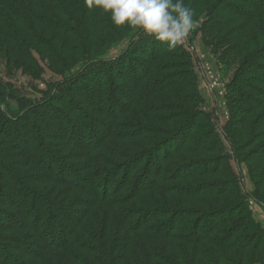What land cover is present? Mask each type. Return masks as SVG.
Masks as SVG:
<instances>
[{
	"label": "trees",
	"instance_id": "obj_1",
	"mask_svg": "<svg viewBox=\"0 0 264 264\" xmlns=\"http://www.w3.org/2000/svg\"><path fill=\"white\" fill-rule=\"evenodd\" d=\"M184 2L169 51L85 0H0V65L46 88L0 73V264H264V0ZM197 39L232 74L224 126Z\"/></svg>",
	"mask_w": 264,
	"mask_h": 264
},
{
	"label": "clouds",
	"instance_id": "obj_2",
	"mask_svg": "<svg viewBox=\"0 0 264 264\" xmlns=\"http://www.w3.org/2000/svg\"><path fill=\"white\" fill-rule=\"evenodd\" d=\"M89 9L111 14L112 22L141 31L175 50L197 26L194 10L184 0H85Z\"/></svg>",
	"mask_w": 264,
	"mask_h": 264
},
{
	"label": "rangeland",
	"instance_id": "obj_3",
	"mask_svg": "<svg viewBox=\"0 0 264 264\" xmlns=\"http://www.w3.org/2000/svg\"><path fill=\"white\" fill-rule=\"evenodd\" d=\"M127 45V42H125L123 45H120L119 47H117L116 49L113 50V53L111 52V54L109 55L110 58H114L118 55V53H120V51L122 49H125ZM195 48L194 53L196 55L197 58V71L199 73V83H200V89L202 94L204 95L205 99H206V104L203 107V109L208 112V113H213L218 116V121H219V125H225V123L229 120L230 118V114L229 111L227 109V92L229 91L230 88H227L229 86L230 83H232V74H228V76L222 75L219 65L216 63V60L214 59V57L212 56V54L210 53L209 49H206L197 39L195 42ZM0 73L3 74L5 76L6 80L12 81L13 83L18 84V86H24V92L28 93V95H30V93L32 92V94L35 97L40 98V91H44L46 88L44 86L43 83L41 82H33V80L31 78H29L28 76H23L21 75V73H17L15 75H10V76H6L5 73V66L4 65H0ZM50 77V75H46L45 76V80H48ZM31 84H36V86L38 87L37 90L38 92H34L33 88H31ZM240 85V84H239ZM212 86L214 88H212ZM30 87V88H29ZM28 90V91H25ZM80 89L76 88V91L78 92ZM243 90V88H242ZM263 97V96H262ZM79 101V100H78ZM71 102H69L70 104ZM69 104L67 102L66 99V103L65 105H62L61 107H63L61 110H65V111H70L72 113L71 107H69ZM95 107H97V105H95ZM51 115V114H50ZM58 121H62V120H58ZM68 122V119L66 121H62V123L64 124H69L66 123ZM100 132H103L105 129H100ZM32 131V129H30V132ZM12 138V135L10 133H8V135L4 138V140L6 142H9ZM34 142V135L32 134V136H30L28 143H25V145H22L23 148L25 150L29 149V145H31ZM20 143V141H19ZM44 156V155H43ZM45 158V168H48V173L52 172V173H57L58 168V160L53 161V159L51 160V157H49V155L44 156ZM56 171V172H55ZM70 179V178H69ZM246 186L250 187V183L248 180V176H246V180H245ZM8 195H10L9 193H7ZM253 211L256 214H259L258 216V221L261 222V224L264 227V208L258 204H254L253 205Z\"/></svg>",
	"mask_w": 264,
	"mask_h": 264
},
{
	"label": "crops",
	"instance_id": "obj_4",
	"mask_svg": "<svg viewBox=\"0 0 264 264\" xmlns=\"http://www.w3.org/2000/svg\"><path fill=\"white\" fill-rule=\"evenodd\" d=\"M254 213H255V212H254ZM258 215H259V214H256V213H255V217H256V218H258V217H259Z\"/></svg>",
	"mask_w": 264,
	"mask_h": 264
},
{
	"label": "built area",
	"instance_id": "obj_5",
	"mask_svg": "<svg viewBox=\"0 0 264 264\" xmlns=\"http://www.w3.org/2000/svg\"><path fill=\"white\" fill-rule=\"evenodd\" d=\"M212 88H214V87L212 86Z\"/></svg>",
	"mask_w": 264,
	"mask_h": 264
}]
</instances>
